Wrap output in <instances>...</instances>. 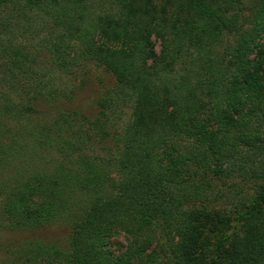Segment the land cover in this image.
Here are the masks:
<instances>
[{"label":"trees","instance_id":"1","mask_svg":"<svg viewBox=\"0 0 264 264\" xmlns=\"http://www.w3.org/2000/svg\"><path fill=\"white\" fill-rule=\"evenodd\" d=\"M4 10L0 83L19 100L0 98V168L12 156L4 120L41 108L55 109L54 121L24 132L36 147L45 138L64 161L12 188L0 228L30 233L57 220L71 228L67 251L40 240L10 244L18 264H264V47L250 59L264 35V0H0ZM29 31L51 69L69 74L94 63L113 76V91L89 112L51 100L33 48L20 39ZM225 37L232 44L219 52ZM124 100L130 117L112 133L109 110ZM82 125L113 152L109 161L74 158L82 135L63 136ZM197 172L225 185L235 203H206L214 187L192 183ZM120 232L128 245L114 255L109 242Z\"/></svg>","mask_w":264,"mask_h":264},{"label":"rangeland","instance_id":"2","mask_svg":"<svg viewBox=\"0 0 264 264\" xmlns=\"http://www.w3.org/2000/svg\"><path fill=\"white\" fill-rule=\"evenodd\" d=\"M249 2L245 3L244 15L248 17L251 13ZM0 12V17H5L10 15L6 10ZM3 12V13H2ZM40 27L44 28L41 24ZM45 30L40 32V35H44ZM27 35V34H26ZM29 35V36H28ZM27 36L22 37L21 41L25 45H30L33 50L32 53L36 55V69L41 73L42 79L45 82L44 92L51 96V100L60 101L64 107H70L72 109H80L85 112L93 111L94 104L97 100L102 97L105 93L113 91L116 82L113 76L106 72L101 67L96 66L94 63H87L81 66L79 69L71 70V73H59L50 68V56L47 52L39 53L38 41L36 39L30 40L32 37L36 36L35 33L29 31ZM31 37V38H28ZM29 39V40H28ZM232 39L229 37L223 38L217 45V51H225L232 43ZM152 42L155 46L154 55L159 56L161 52V44L157 38H152ZM254 50L250 55L252 61L257 59V49L264 47V35L259 37L255 43ZM38 51V52H37ZM151 62V60H150ZM13 98L15 101L19 99L15 94L8 91V89L0 83V98L2 95H8ZM43 109V110H42ZM41 113L34 115L33 117L24 118L21 121H12L11 119L4 120L2 126H4V139L6 145L11 147L12 156L8 160L7 164L0 168V212L4 205V201L8 193L12 190L14 186H17L29 175L28 173L36 170H47L48 172L53 169L51 164L54 161H59L62 159V156L56 151V149H51L49 146L44 144L46 142L45 138H40L42 145L36 147L31 138L28 137L26 131H31L32 128L37 126H48L56 118L57 114L55 109H45L41 108ZM131 114V103L128 100L123 102H118V104H113L109 110L107 118V128L112 133H120L123 130V127L126 125ZM1 119V118H0ZM24 127V129H23ZM3 129V128H2ZM82 130L77 132V130ZM24 130H26L24 132ZM71 131V130H70ZM65 133V132H64ZM72 133L76 135L72 136L65 133L63 136L69 141H75V138L78 134L82 135V138H79L76 141L77 147L72 148V155L74 158L77 154L86 155L95 161H109L113 157V152H104L96 144L94 138V133L88 130L85 126H74L72 128ZM36 144V145H37ZM44 144V145H43ZM35 151L38 152V157H35ZM35 157V159H34ZM63 160V159H62ZM64 161V160H63ZM36 169V170H35ZM111 169V176L117 178V173ZM197 172L194 175L197 180L191 178V182L201 181L198 183L200 187L203 186L202 183L209 181L211 186L214 187V194L212 192L202 191L204 194V199L206 203H210L215 208H224L230 207L231 204L235 203L236 199H229L226 196L227 187L225 185H220L213 181L211 177L204 178L203 175ZM185 180L189 181V177H186ZM189 181V182H190ZM204 187V186H203ZM225 193V194H223ZM3 218L0 215V225H2ZM71 228L67 225L65 221H55L53 224L37 231L30 233H12L8 230L0 228V264H18L15 258L12 257L7 248L11 246L15 247L18 245H26L27 242L32 240H40L45 244L54 245L62 250L67 251L70 243ZM219 237L212 239L213 247L216 248L217 241ZM128 236L120 232L116 237L109 242V247L114 255H119L125 251L128 245ZM162 243V241H161ZM161 245V244H160ZM20 252V251H19ZM211 258L216 255V251H213ZM58 264V262H54Z\"/></svg>","mask_w":264,"mask_h":264}]
</instances>
